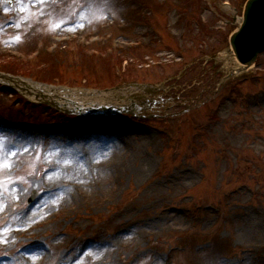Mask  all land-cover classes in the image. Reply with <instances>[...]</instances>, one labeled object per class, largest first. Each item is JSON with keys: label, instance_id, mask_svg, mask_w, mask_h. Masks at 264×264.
<instances>
[{"label": "rangeland", "instance_id": "1", "mask_svg": "<svg viewBox=\"0 0 264 264\" xmlns=\"http://www.w3.org/2000/svg\"><path fill=\"white\" fill-rule=\"evenodd\" d=\"M11 1L0 0V200L18 190L6 209L22 217L70 191L37 187L51 145L108 148L109 161L84 183L109 176L112 164L119 173L105 193L55 207L1 245L0 264H57L157 215L160 227L93 264H264V234L237 231L253 215L264 222V54L224 80L237 64L223 56L247 0ZM12 80L102 93L118 112L63 110ZM21 139L22 152L5 158ZM8 220L0 215V232Z\"/></svg>", "mask_w": 264, "mask_h": 264}, {"label": "bare ground", "instance_id": "2", "mask_svg": "<svg viewBox=\"0 0 264 264\" xmlns=\"http://www.w3.org/2000/svg\"><path fill=\"white\" fill-rule=\"evenodd\" d=\"M71 23L73 22H70L69 24ZM13 83H15L17 87L21 88L30 99L49 101L65 109H73L84 112L110 104L109 100L104 101V98L101 95L91 91L67 90L51 86L35 85L29 81L22 82L15 80ZM258 103L260 106L264 105V96H261L258 99ZM61 139L62 138L59 140ZM32 142V138L25 139L24 145L28 146L32 144ZM21 143H23V139L19 140V142L17 141L8 145L4 157L10 159L19 155L20 152H22L21 148L24 146H22ZM77 144H79L78 147ZM77 144L69 142L59 150H55L53 145H51L49 149L44 152V163H52V165L50 169L43 171L40 177H38V182L36 183L38 185L37 187L40 188L44 194L47 193V196L50 195L49 192L55 191L63 186H68L70 187V191L65 196L59 195V197H56L55 200H53L54 198L52 199L53 202H45L38 208L33 209V211H31L28 215H24L22 217L19 216L21 213H11L8 209H6L9 198H11V203H16L18 200H21L18 190L12 188L7 197L1 198L0 215L6 213L9 217L8 221L10 224H8L3 233L0 232V246L8 245L10 241L15 238L18 239L20 234L28 232L35 225L41 223L42 218L48 217L50 215V211L55 207L60 206V208H62L64 205L66 206L68 204L71 209L77 208L81 198H83L86 202H89V200H91L97 192L105 193L106 187L109 188L112 183H115V179L119 171L117 165L114 164L110 165L113 166L112 170L111 168H105L108 171L111 170L109 176L104 174L101 178L99 177L100 180L92 181V183H84L85 179L90 176L97 167L106 165L109 160L105 157L109 156V150L106 147L85 143L83 141H80ZM77 156H86V161L81 164L73 161L74 164H70L68 167L65 165L66 160L72 161ZM4 157L3 160L5 161L6 159ZM141 165L142 163H140V166ZM65 168L68 170L71 169L67 178L61 176V173L65 174L63 170ZM140 169L141 171H144L145 168L141 167ZM76 177L80 182L74 180ZM178 179H180V176L176 174L172 179V184H174V182ZM83 183L84 185H82ZM159 186H161V183L155 184L153 190H157V187ZM150 194H152V191ZM256 215H253L249 219L243 221L245 229L238 228L237 230L241 232L244 230L247 235L246 238H249L251 235L252 238L256 239L258 235L261 236L264 234V222L260 220V216ZM157 217L158 215L155 216V220H144L138 222L134 225L136 228H133L129 235L125 232L124 235L119 234L114 238L99 237L91 242L88 249L84 250L78 248L72 256L68 257L62 255L57 264H93L101 262L104 259V256L108 253L109 249L118 247L121 241L131 239L133 242L138 243L144 236L145 232H143V230L146 228L153 229L160 227L161 219L159 220ZM14 224L18 226L16 229H13L12 227ZM147 224L148 227H145ZM258 231L259 233H257ZM25 256L26 255H20L18 259L21 258L25 260ZM42 258L43 256L41 257L40 255H36L37 261L44 260Z\"/></svg>", "mask_w": 264, "mask_h": 264}, {"label": "water", "instance_id": "3", "mask_svg": "<svg viewBox=\"0 0 264 264\" xmlns=\"http://www.w3.org/2000/svg\"><path fill=\"white\" fill-rule=\"evenodd\" d=\"M230 45L237 60L246 68L264 51V0H248L243 21L231 36Z\"/></svg>", "mask_w": 264, "mask_h": 264}]
</instances>
